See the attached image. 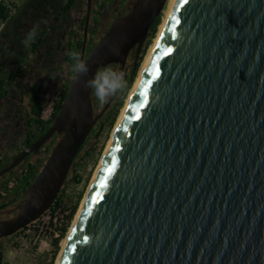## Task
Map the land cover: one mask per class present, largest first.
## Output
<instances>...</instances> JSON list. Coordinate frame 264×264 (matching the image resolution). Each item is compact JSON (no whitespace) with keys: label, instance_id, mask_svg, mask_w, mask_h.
<instances>
[{"label":"water","instance_id":"water-1","mask_svg":"<svg viewBox=\"0 0 264 264\" xmlns=\"http://www.w3.org/2000/svg\"><path fill=\"white\" fill-rule=\"evenodd\" d=\"M166 2L136 0L84 57L86 22L60 110L0 171L58 136L0 240L51 208L109 105L98 70L136 62ZM57 264H264V0L175 1Z\"/></svg>","mask_w":264,"mask_h":264},{"label":"flooded vegetation","instance_id":"flooded-vegetation-1","mask_svg":"<svg viewBox=\"0 0 264 264\" xmlns=\"http://www.w3.org/2000/svg\"><path fill=\"white\" fill-rule=\"evenodd\" d=\"M135 2L136 0H27L23 2L20 12L13 11L8 23L15 27L13 34L8 39L3 34L4 40L0 36V75L4 70H13L10 77H0V80L4 81V85H14L12 92L7 88L5 94L0 92V171L12 163L16 154L41 136L32 138L37 130L33 121L35 112L38 105L52 97L55 100L64 86H69L71 77L66 76L67 70L73 68L76 54L80 55L86 22L85 53L88 55L112 22L127 16ZM18 33L23 39L25 36L29 37L30 40H26L29 46H23V39L16 38ZM12 38L16 40L19 49L11 46ZM79 41L80 49L77 47ZM134 62L135 49L130 52L118 78L115 77L117 70L114 72L111 69L113 66L118 68V65L111 64L98 70L91 95L94 115L102 112L106 104L109 105L83 146L89 144L88 139L91 142V138H97L95 127L102 130L106 114L117 99ZM109 76L112 78L109 79ZM105 79L109 83H105ZM113 84L117 86L113 87ZM57 139L58 136L54 135L46 145L30 153L9 172L0 175V211L11 208L21 199L22 192L16 188L24 168L34 163L40 169L45 155Z\"/></svg>","mask_w":264,"mask_h":264},{"label":"rangeland","instance_id":"rangeland-1","mask_svg":"<svg viewBox=\"0 0 264 264\" xmlns=\"http://www.w3.org/2000/svg\"><path fill=\"white\" fill-rule=\"evenodd\" d=\"M2 1L5 2L6 4H8L14 12H17L21 9L23 2L27 1V0H2ZM167 8H168V0H167V3L165 5L163 11L160 13V23L157 26L154 35L151 37L150 42L145 47V44L148 40V37L146 38V40L143 44V47L141 49V50L144 49V52L142 55H141V51H140L138 59L140 57H141V59H140L139 68H138V71H137L136 76L134 78V81L132 82V84L130 85L128 91L124 94V96L121 97L122 90L126 87V82L123 84V86L121 87V91L117 96V99L112 103V105L110 107V111L106 114V118L104 117L105 119H104V125H103L102 130L99 129L98 126L95 127L96 132H97V134H96L97 138L96 139H94V137L91 138V142H90L89 146L84 151H82L78 155V157L74 160L71 172L69 173L68 178L66 179V181L64 182V184L60 190L59 194L61 196V202L62 203H61V206L59 207V209H60L59 214L63 216V219H62L63 221L57 227L59 234H60V230L66 226V220H67V218L71 212L72 207L75 205L76 202H77V204L75 205L76 208H75V213H74L73 219L71 220V222L67 226L66 234H65L64 238H62L59 242L58 251L55 253V255L53 257V255H52L53 254V247L51 245V242L53 239H55L57 237L53 236L52 232L49 230L50 227L48 225V219L45 217L38 224H30L29 227L27 226L26 230H22V231L18 232L17 234H15L11 237L4 238V239L0 240V243L2 244V247H3V249H2L3 259H2L1 264H55L56 263L57 257L61 251V248H62V241L65 239V237H66V235H67V233H68V231H69V229L73 223L75 215H76V213L80 207L81 201L84 198V195H85L87 188L91 182L93 174H94V172H95V170H96V168H97V166L101 160L103 152H104V150L107 146V143L111 137V134H112V131L115 127V124L117 123V120L121 114V111H122V109L126 103L128 96H129V93H130V91H131V89H132V87H133V85H134V83H135V81L139 75V72L142 68V65H143V62L147 56V53H148L150 47L152 46V44H153V42L157 36V33L159 31V28H160V26H161V24L165 18ZM13 11H12V13H13ZM12 16H11V18H12ZM23 16H25V15H23ZM21 17H20V19H21ZM11 18L4 24L0 23V36L3 40L5 38L8 39L13 34V31L15 29V27L12 24L11 25L8 24L10 22ZM3 34H6V35H4L5 38L3 37ZM18 35H19V33L17 35H15L16 38H19V39L22 38L23 39L22 36L19 37ZM28 39H29L28 36L24 37V39L22 41L23 46L28 44V42L26 41ZM0 46H1V40H0ZM11 46H14L15 49L17 47L16 46V40H14V38H12ZM28 46H29V44H28ZM17 49H19V46L17 47ZM78 57H79V55L77 53L75 58H74V66L72 68L73 70H75V68L77 66ZM138 59H137V61H138ZM62 68H63V65H62ZM62 68H61V71L63 70ZM111 69H113V71L116 72L117 67L113 66V67H111ZM12 71H13L12 68H10L7 71L4 70L1 72L0 77H2V78H5L7 76L10 77L12 75ZM131 72H132V68L127 73V79L129 77V75L131 74ZM111 78L112 77L109 76V79H111ZM4 86H5V88L8 89L9 92H12V89L14 87V85H11V84H6ZM66 86H68V84H66ZM102 88H104V85L102 86ZM48 101L46 102L44 108L47 106ZM54 102H55V100H54ZM88 142H89V139H88ZM47 156H48V153L45 155L44 162H45ZM74 175H77L78 177H80L79 183H76L75 181H73L72 177ZM37 225L39 227H37ZM41 226H43L42 230H40Z\"/></svg>","mask_w":264,"mask_h":264},{"label":"trees","instance_id":"trees-1","mask_svg":"<svg viewBox=\"0 0 264 264\" xmlns=\"http://www.w3.org/2000/svg\"><path fill=\"white\" fill-rule=\"evenodd\" d=\"M12 11H13L12 8H10V6L8 4H6L5 2H3L2 0H0V23L1 24L6 23L11 18ZM159 23H160V16L156 18V20L154 21V23L150 27L149 34L147 36L148 37V40H147V42L145 44V47L150 42V39L154 35V33L156 31V28L159 25ZM77 47H78V49H80V41L78 42ZM143 52H144V49L141 50V55L143 54ZM70 57H72V56H70ZM140 59H141V57L138 59V61L134 65H132V72L129 75L128 79L126 77V79L124 81V82H126V87L122 90L121 97L124 96V94L128 91L130 85L134 81V78H135L136 73H137L138 68H139ZM74 71L75 70L69 68L67 70V75L66 76L69 77V78L72 77L73 74H74ZM67 90H68V86H64L63 91L60 92L57 96H55L54 109H53V112L51 114L50 119L47 122H45V121H43L41 119V113H42L43 108H44V106H45V104H46L47 101L44 102L42 105H38V109L35 112L36 117L33 119V121L35 122V124L37 126V130H36L35 136H33L32 138H36V136L42 135L43 133L46 132V130L50 126L52 120L55 118V116L57 115L58 111L60 110L62 101H63V99H64V97H65V95L67 93ZM0 92H2V94H5V92H6L5 91L4 81L3 80H0ZM88 143L90 144V142H88ZM89 144L86 147H85V145L84 146L82 145L80 151L78 152V155L82 151H84L89 146ZM39 170H40L39 167H37V165H35L34 163H31V164L27 165L24 168L23 172H22V175H21V177L19 179V184H18V187L16 188V190L19 191L20 193L21 192L23 193L26 190V188L35 179V177H36L37 173L39 172ZM72 179L76 183H79L80 182V177H78L77 175H74L72 177ZM16 190H15V192H16ZM61 203H62L61 202V196L59 194L57 196L56 200L54 201L53 205L50 208V211L52 212V214L56 211V209H58L61 206ZM76 204H77V202L75 203V205ZM75 205L72 207L71 212H70V214H69V216L67 218L66 226L60 230L59 237L53 239L52 242H51V245L53 247V254H52L53 257H54L55 253L59 249V242H60V240L62 238H64V236L66 234L68 224L73 219V216H74V213H75V208H76ZM26 229H27V227H25L23 230H26ZM2 249H3V247H2V244L0 243V264L2 263V259H3Z\"/></svg>","mask_w":264,"mask_h":264},{"label":"bare ground","instance_id":"bare-ground-1","mask_svg":"<svg viewBox=\"0 0 264 264\" xmlns=\"http://www.w3.org/2000/svg\"><path fill=\"white\" fill-rule=\"evenodd\" d=\"M175 1H176V0H168V8H167V11H166L165 18H164V20H163V22H162V24H161V26H160V28H159V31H158V33H157V36H156V38H155V40H154L152 46L150 47V49H149V51H148V53H147V56H146V58H145V60H144V62H143L142 68H141V70H140V72H139V75H138V77H137V79H136V81H135V83H134V85H133V87H132V89H131V91H130V93H129V96H128L127 100H126V103H125V105H124V107H123V109H122V111H121V114H120L118 120H117V123L115 124V127H114V129H113V131H112L111 137H110V139H109V141H108V143H107V146H106V148H105V150H104V152H103V155H102V157H101V160H100V162H99V164H98V166H97V168H96V170H95V172H94V174H93V177H92L91 182H90V184H89V186H88V188H87V191H86V193H85V195H84V198L86 197V195H87V193H88V190H89V188H90V185H91L93 179L95 178L96 172H97V170H98V168H99V166H100V164H101V162H102V159H103V157H104V155H105V152L107 151V148H108V146H109V144H110V142H111V140H112V138H113V136H114V134H115V132H116V129H117V127H118V125H119V123H120V121H121V118H122V116H123V114H124V112H125V110H126V107H127L128 103H129V100H130V98H131V96H132V94H133V92H134V90H135L136 85L138 84V82H139V80H140V77H141V75H142V73H143V70H144V68H145V66H146V64H147V62L149 61V58H150V56H151V54H152V52H153L154 46H155V44H156L157 38H158V36L160 35V33L162 32V30H163V28H164V26H165V22H166V20H167V18H168V16H169V13H170V11H171V9H172V7H173ZM166 3H167V2H166ZM84 198H83V200L81 201L80 207H79V209H78V211H77V213H76V215H75L74 220H76V217H77V215H78V213H79V211H80V208H81V206H82V204H83ZM74 220H73V223H74ZM73 223H72V225H71V227H70V229H69V231H68V233H67L65 239L62 241V248H61V251H60V253H59L58 257H57V260H56V263H55V264H57L58 259H59L60 255H61V252H62V250H63V248H64V246H65V244H66V242H67V240H68V237H69L70 232H71V230H72Z\"/></svg>","mask_w":264,"mask_h":264},{"label":"built area","instance_id":"built-area-1","mask_svg":"<svg viewBox=\"0 0 264 264\" xmlns=\"http://www.w3.org/2000/svg\"><path fill=\"white\" fill-rule=\"evenodd\" d=\"M54 98L52 97L49 101L47 106L43 109L42 113H41V119L45 122H47L50 117L51 114L53 112V108H54ZM60 209H56V211L52 214V212L50 211V209L45 212L38 220H36L35 222H33L32 224H38L41 220H43L45 217L48 219V225H49V230L52 232L53 236L55 237H59V231L57 230L58 225H60V223L63 221V216L59 214ZM67 223V220H66ZM29 227V226H28ZM37 227H39L37 225ZM43 229V226L40 227V230Z\"/></svg>","mask_w":264,"mask_h":264},{"label":"clouds","instance_id":"clouds-1","mask_svg":"<svg viewBox=\"0 0 264 264\" xmlns=\"http://www.w3.org/2000/svg\"><path fill=\"white\" fill-rule=\"evenodd\" d=\"M104 82H105V83H109V81H108L107 79H105ZM112 86H113V87H116L117 85L113 84Z\"/></svg>","mask_w":264,"mask_h":264}]
</instances>
